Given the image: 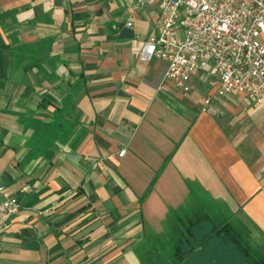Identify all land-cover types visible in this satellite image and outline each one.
<instances>
[{
  "label": "crops",
  "instance_id": "crops-1",
  "mask_svg": "<svg viewBox=\"0 0 264 264\" xmlns=\"http://www.w3.org/2000/svg\"><path fill=\"white\" fill-rule=\"evenodd\" d=\"M133 3L0 0V264H264V103L163 80Z\"/></svg>",
  "mask_w": 264,
  "mask_h": 264
},
{
  "label": "built area",
  "instance_id": "built-area-1",
  "mask_svg": "<svg viewBox=\"0 0 264 264\" xmlns=\"http://www.w3.org/2000/svg\"><path fill=\"white\" fill-rule=\"evenodd\" d=\"M133 1V10L143 3L159 10L157 33L148 37L142 50L166 62L163 80L187 92L191 75L210 66L218 83L213 99L242 94L254 106L264 103V43L259 39L264 35V0ZM211 99L206 97L205 105ZM3 191L0 187V194ZM19 208L14 198L0 205V231Z\"/></svg>",
  "mask_w": 264,
  "mask_h": 264
}]
</instances>
